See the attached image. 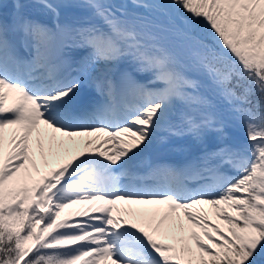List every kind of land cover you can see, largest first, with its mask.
I'll return each mask as SVG.
<instances>
[{
    "label": "snow or ice",
    "instance_id": "1",
    "mask_svg": "<svg viewBox=\"0 0 264 264\" xmlns=\"http://www.w3.org/2000/svg\"><path fill=\"white\" fill-rule=\"evenodd\" d=\"M101 261L264 264V0H0V264Z\"/></svg>",
    "mask_w": 264,
    "mask_h": 264
},
{
    "label": "rangeland",
    "instance_id": "2",
    "mask_svg": "<svg viewBox=\"0 0 264 264\" xmlns=\"http://www.w3.org/2000/svg\"><path fill=\"white\" fill-rule=\"evenodd\" d=\"M5 2L9 3L10 0H5ZM229 131H230L229 135H230V142L231 143H233L237 146L244 144V143H248L244 138V129L242 127L231 128V129H229ZM6 137H7V134H6ZM238 140L240 141V144H237ZM242 140H244V141H242ZM74 142H77V140L76 141L74 140ZM80 146L82 149L83 141L80 142ZM76 147L78 148L77 144H76ZM32 150H33V153L36 154V167L39 169L38 172H36L35 170L32 171V180L33 181L40 180L41 177L43 175L47 174L53 167H56L59 164H61L62 160H60V159L64 155L62 153L58 158L49 157L47 164H45L44 160L39 156V149L36 147L34 142H33ZM163 150H167V149L163 148ZM6 151H7V148H6ZM46 151H47V141L45 142V152ZM169 152H173V151L169 150ZM176 152L177 151H174V154H176ZM180 154L185 155L186 158L188 157L187 153H181V152H179L176 156H179ZM26 167L31 168V164L26 165ZM21 175H24L23 169L21 170ZM117 204L120 206V209H133V210H135V209H142L145 207H154V206H145V205H138V204H125V203L121 204V202L117 203ZM89 207L90 206H88L87 204L73 205L69 208L64 209L61 214L72 213V211H74V213H72V214H76L78 212L85 211ZM202 207H203L204 213L208 215V218L212 223L218 224L222 228H226V225H224L221 220H218L216 218L215 213L212 210L209 211V210H206L207 208L205 206H202ZM89 214L95 215L97 213H89ZM113 215H117V213L114 212ZM84 218L85 217L79 216V217L73 218L72 220H78V219H84ZM123 218L125 220H128L129 223L133 222V220L136 219L135 217H131V216H124ZM145 227L147 228L146 224H145ZM178 227L179 226L177 225V230H178ZM197 231H199V230H197ZM154 238H156L158 240V242H160V243H165V244L173 243V241L170 238L166 239L163 236H155ZM101 263H102V261H101Z\"/></svg>",
    "mask_w": 264,
    "mask_h": 264
},
{
    "label": "bare ground",
    "instance_id": "3",
    "mask_svg": "<svg viewBox=\"0 0 264 264\" xmlns=\"http://www.w3.org/2000/svg\"><path fill=\"white\" fill-rule=\"evenodd\" d=\"M11 131H12L11 129H6V130H5V133L7 134V136H8V134H9ZM49 133H50V130H49ZM56 135H57V139H64V140L67 142V139H68V138H66V137L61 138V137L59 136V134H56ZM84 139H86V138H81V137H79V139H78V138H74L75 141L77 140V142H75V145L77 144L79 149H81L80 142L83 141ZM102 139H103V137H102ZM34 140H35V136H33V141H34ZM45 142H46V141H45ZM99 142H100V141H97V143H99ZM111 146H112L111 144H106V145H104L105 148H110ZM93 147H95V145H93ZM6 148H7V147H6ZM75 154H76L75 152H71V153H68V154H64V155L62 156V159L66 160L67 157H69V156L72 157V156H74ZM228 174H229V175H232V176H235V175H236L235 171L231 170L230 168L228 169ZM120 202H121V204H124V202H122V201H118L117 203H120ZM115 207L120 209V206H119L118 204H116ZM205 207L207 208L206 210H209V211L211 210L209 206L205 205ZM179 223H183L185 227H188V225H187V221H184V220H183L182 214H181V220H180ZM179 223H178V226H179ZM102 263H103V264H111L110 261H102ZM102 263H101V264H102Z\"/></svg>",
    "mask_w": 264,
    "mask_h": 264
}]
</instances>
